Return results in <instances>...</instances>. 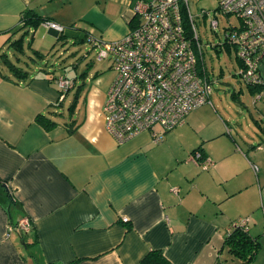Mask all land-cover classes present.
<instances>
[{"label": "crops", "instance_id": "0c3cea01", "mask_svg": "<svg viewBox=\"0 0 264 264\" xmlns=\"http://www.w3.org/2000/svg\"><path fill=\"white\" fill-rule=\"evenodd\" d=\"M134 1L0 0V264H144L151 250L169 264H229L236 258L224 238L241 216L260 242L251 264H264V136L248 141L213 103L212 91L210 103L191 110L160 141L144 131L117 143L102 112L112 69L94 75L89 87L84 74L79 83L61 74L73 85L60 99L59 74L24 68L26 49L33 64L45 61L54 41L68 36L122 38L135 20ZM184 8L190 34L191 23L196 27ZM26 9L47 20L28 28L24 53H17L10 44L23 33ZM8 61L27 75L10 76ZM242 67L239 59L240 77ZM257 73L264 80V55ZM247 85L254 103L264 99L260 85ZM39 115L53 124L44 127ZM252 119L264 133L261 118ZM194 151L213 164L203 169L191 159ZM23 217L28 231L9 229Z\"/></svg>", "mask_w": 264, "mask_h": 264}, {"label": "built area", "instance_id": "2783aa9c", "mask_svg": "<svg viewBox=\"0 0 264 264\" xmlns=\"http://www.w3.org/2000/svg\"><path fill=\"white\" fill-rule=\"evenodd\" d=\"M187 4L188 0H135L134 23L122 38L105 41L87 34V41L98 48V58L112 59L114 77L102 112L104 128L117 143L144 131L151 132L153 141H160L163 132L183 123L191 110L210 103L212 85L202 62L201 44L193 24L188 34L183 23L181 7ZM217 8L240 19V25L226 29L225 39L243 65V81L260 85L258 97L264 95V80L257 73L258 60L264 55V0H218ZM188 17L191 20L192 15ZM45 24L61 29L55 22ZM210 25L216 29V17ZM55 83L60 99L73 85L65 75L58 76ZM191 159L203 169L213 164L197 151ZM247 221L234 220L227 231L232 227L248 229ZM13 228L28 231L30 221L23 217L9 226Z\"/></svg>", "mask_w": 264, "mask_h": 264}, {"label": "rangeland", "instance_id": "374dc122", "mask_svg": "<svg viewBox=\"0 0 264 264\" xmlns=\"http://www.w3.org/2000/svg\"><path fill=\"white\" fill-rule=\"evenodd\" d=\"M217 7L218 0H188V9L192 14L201 43L202 60L207 76L212 81L211 99L214 104H217L219 110L222 108L225 113L226 109L231 119L241 125L243 135L248 141L257 143L264 133L255 124L252 115L255 118H261L259 125L264 127V115L258 117L259 111H264V99L253 102L248 85L237 74L239 59L235 49L225 39L226 29L240 25V19L234 14L223 13ZM214 17L218 22L215 30L210 25ZM53 45L45 61L38 60L34 64L28 57L33 56L32 51L26 49L24 60L29 66H22L25 69L37 70L36 67L39 65L49 71V74L55 73L57 76L65 73L75 78L78 83L82 80L80 75L84 73L83 80L87 87L92 84L93 76L97 73L101 75L111 73L112 59L110 57L98 58V48L93 47L88 41H75L73 37L68 36L62 42L54 41ZM67 102L68 99H66L65 107ZM244 217L246 216H241V218ZM228 263L240 264L235 259H229Z\"/></svg>", "mask_w": 264, "mask_h": 264}, {"label": "trees", "instance_id": "16d2710c", "mask_svg": "<svg viewBox=\"0 0 264 264\" xmlns=\"http://www.w3.org/2000/svg\"><path fill=\"white\" fill-rule=\"evenodd\" d=\"M181 13L183 18L184 26L187 28L189 32V23L186 15V9L184 6L181 7ZM47 20V18L41 16L33 9H26L21 14V25L18 30H23V33L19 38L15 39L10 45L17 53H24V47L22 43V36L24 33L28 31L29 27H35L40 22ZM62 33L58 34V37H61ZM82 39H85L83 36ZM5 62V61H4ZM6 66L10 72V76L19 79L23 78L27 75L28 71L23 69L22 67L16 65L15 63L8 61L6 62ZM84 74V73H82ZM259 89L261 86H258ZM37 121L44 125V127L48 128L53 124L51 120H49L44 115H39L37 117ZM233 221L229 223L230 227ZM15 225V224H13ZM224 242L228 247L229 252L236 260L239 261L240 264H251V260L257 253L260 242L258 241L256 236L251 235L248 232V229H244V227H232L231 230L226 231ZM142 263L144 264H169V261L163 256L162 252L159 250H151L147 255L142 259Z\"/></svg>", "mask_w": 264, "mask_h": 264}]
</instances>
